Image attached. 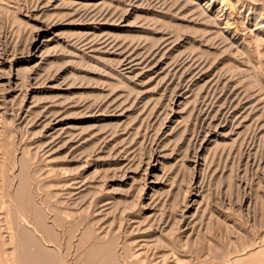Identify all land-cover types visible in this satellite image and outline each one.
Here are the masks:
<instances>
[{"label":"rangeland","instance_id":"1","mask_svg":"<svg viewBox=\"0 0 264 264\" xmlns=\"http://www.w3.org/2000/svg\"><path fill=\"white\" fill-rule=\"evenodd\" d=\"M26 161L57 264H264V0H0V264Z\"/></svg>","mask_w":264,"mask_h":264},{"label":"bare ground","instance_id":"2","mask_svg":"<svg viewBox=\"0 0 264 264\" xmlns=\"http://www.w3.org/2000/svg\"><path fill=\"white\" fill-rule=\"evenodd\" d=\"M12 164L13 163L9 161L5 168H12ZM28 167L26 161L18 168V174L13 177V181L16 179L17 185L14 192L10 195L12 213L16 221L13 235L14 239L11 241L16 248L15 252L17 253V258L15 260L17 264H57L58 259L56 260V258H53L54 256L49 257L48 255H45L44 252H41L42 250H40L41 247L39 246L38 238H35L34 234H32L33 231L30 233L23 228L24 226H33L35 228L34 231L36 230L38 232L46 233L45 235L49 234L48 228L45 227L46 221H43V219H45L43 218V211H45V209L44 207L42 208L40 206L42 204L35 199L38 191L36 189L34 190L32 186L33 174L30 173ZM7 182L10 183V181ZM34 203L35 205H39L35 206ZM19 216L23 217L22 220L24 219L25 224H23V227L18 220ZM28 224H31V226H28ZM40 234L41 233H39V235Z\"/></svg>","mask_w":264,"mask_h":264}]
</instances>
